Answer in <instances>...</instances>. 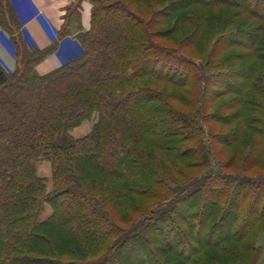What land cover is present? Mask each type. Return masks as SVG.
I'll return each mask as SVG.
<instances>
[{
    "label": "trees",
    "instance_id": "16d2710c",
    "mask_svg": "<svg viewBox=\"0 0 264 264\" xmlns=\"http://www.w3.org/2000/svg\"><path fill=\"white\" fill-rule=\"evenodd\" d=\"M83 1L39 49L0 0V264H263L264 0Z\"/></svg>",
    "mask_w": 264,
    "mask_h": 264
},
{
    "label": "crops",
    "instance_id": "0c3cea01",
    "mask_svg": "<svg viewBox=\"0 0 264 264\" xmlns=\"http://www.w3.org/2000/svg\"><path fill=\"white\" fill-rule=\"evenodd\" d=\"M72 1L12 0L21 21L23 37L27 44L39 49L51 45L63 22L65 8ZM89 20L90 5L87 0H84L80 14V21L84 29L89 28ZM1 38L3 42L0 41V64L7 72H11L15 68L14 55L5 36H1ZM79 54L80 45L78 41L72 36H65L59 41L58 48L36 65V70L40 74L47 73ZM93 123V119L84 120L78 126L70 129L69 133L75 138L82 137L90 132ZM37 172L47 178V185L51 182L50 163L47 160H41L37 163Z\"/></svg>",
    "mask_w": 264,
    "mask_h": 264
},
{
    "label": "rangeland",
    "instance_id": "374dc122",
    "mask_svg": "<svg viewBox=\"0 0 264 264\" xmlns=\"http://www.w3.org/2000/svg\"><path fill=\"white\" fill-rule=\"evenodd\" d=\"M1 36H5V39H7L6 41H8V36H7V34L5 33V32H3L2 30H1V28H0V41H2L3 42V40H2V38H1ZM74 38V37H73ZM9 42V41H8ZM6 45V44H5ZM7 46V45H6ZM9 48L12 50V48H11V45L9 44ZM14 57V56H13ZM6 58H8V57H6ZM14 60H15V58H14ZM227 97H231V96H224V99H226ZM227 99H229V98H227ZM179 107H182V108H184L183 106H179ZM213 125H216V123H212ZM223 128H225V127H223ZM218 147H220L219 146V144L218 143H215V149L217 150V152H219V149H218ZM220 156L222 157V155L220 154ZM224 160H228V159H230L229 158V154H225L224 155ZM235 164H237V160H236V162H235ZM43 170V169H42ZM235 169L232 167V168H230V171H234ZM44 171V170H43ZM251 173H258V174H262V173H264V165L261 167V168H255L254 170H252V172ZM47 187H48V189L51 187V182L50 183H48V185H47ZM50 212H51V208L47 205V204H44V208H43V211H42V214H41V218L42 219H44V218H46L49 214H50ZM263 241H264V233L263 234H261L260 235V238H259V244H262L263 243ZM261 262L264 264V249H263V254H262V257H261Z\"/></svg>",
    "mask_w": 264,
    "mask_h": 264
}]
</instances>
